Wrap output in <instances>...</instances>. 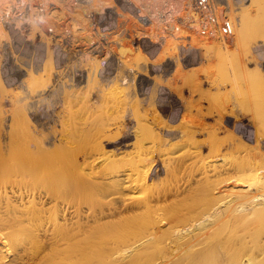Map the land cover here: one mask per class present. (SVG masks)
I'll list each match as a JSON object with an SVG mask.
<instances>
[{
    "label": "rangeland",
    "instance_id": "1",
    "mask_svg": "<svg viewBox=\"0 0 264 264\" xmlns=\"http://www.w3.org/2000/svg\"><path fill=\"white\" fill-rule=\"evenodd\" d=\"M48 1L42 0V3ZM191 1L186 11L190 16L193 10ZM247 1L214 0L213 4L228 2L229 5L224 8L223 14L215 11L213 34L210 31L196 32L189 48L182 53L176 41V45L167 49L165 46L161 50L151 46L148 53L123 45L119 49L124 56L120 77L118 75L108 81L98 74L105 54L73 49L72 56L68 57L56 52L53 35L61 30L58 23L64 15L55 0L52 1L56 16L53 19L39 20L34 17L29 30L19 21L20 35L27 32L25 36L12 33L6 22V37H9L0 42V187L6 185L9 174L13 175L10 178H15L25 170L38 187L58 188L67 184L69 190L73 188L74 195L68 200V216L70 212L73 215L75 205L82 206L84 215L98 214L102 209L113 207L120 199L116 194L115 200L111 191L101 188L100 180L104 181L116 165H126L131 152L144 150L145 156L149 154L146 157L149 166L152 169L155 167L153 174L160 171L159 186L165 191H175L176 187L183 190L184 187H191L198 175L201 178L203 175L193 166V162H201V158L212 167L209 169L217 166L221 170L232 166L231 170L236 175L233 180L218 185L220 191L214 190L217 197H228L229 189L235 194L246 193V189L242 191V188L248 184L249 189L254 190L259 182L245 179L248 178L246 171L249 164L256 160L258 168L263 166L257 172H264V26L259 25L257 20L253 27H243L244 4ZM216 20L224 23L221 28H216ZM35 25L38 29L33 27ZM84 36L89 39L88 33ZM5 43L12 44L13 54L3 53ZM51 52L55 62L53 70L48 65ZM79 60L90 68V72L85 82L71 83L70 67ZM130 72L135 77L139 73L144 76L136 84L135 79L129 76ZM172 147L175 148L172 150ZM186 154H190L191 157H188L191 159ZM109 155L116 159H103ZM118 159L119 162H115ZM174 163L184 167H175ZM89 164L98 166L97 170H92L95 167ZM167 165L170 169L173 166L179 168L173 169L177 176L172 170L168 178L162 179ZM92 171L100 173L92 174ZM87 172L91 178H88ZM255 172H250L248 176ZM260 175L262 178L264 173ZM56 184L60 185L57 187ZM196 184L192 186L194 190L197 186L195 191H189L190 194L187 191L185 195H189L182 196L184 201H177L176 207L180 205L175 207L177 212H191L195 206V209L205 208L206 200L202 198L206 199L208 195L201 188L202 183L198 182L199 186ZM199 190L205 192H201L204 196H200V205L195 200L199 199L196 197L200 195ZM191 197L192 200H189ZM59 220H62L61 216ZM100 229L97 233L91 231L95 232L90 233L92 236L88 234L90 243L100 244L93 241L97 237H105L104 229ZM96 234L97 237L94 236ZM90 237L96 239L90 241ZM4 248L9 249L8 246ZM157 248L148 250L142 260L145 264H166L163 262L167 260V249ZM16 254L9 249L3 264H14ZM95 259L92 263L102 264L100 258L99 261ZM104 261L108 262V259Z\"/></svg>",
    "mask_w": 264,
    "mask_h": 264
},
{
    "label": "bare ground",
    "instance_id": "2",
    "mask_svg": "<svg viewBox=\"0 0 264 264\" xmlns=\"http://www.w3.org/2000/svg\"><path fill=\"white\" fill-rule=\"evenodd\" d=\"M7 1L9 0H0V42L7 36V30H5L6 21L4 18V5ZM55 1L58 4L62 3L63 0ZM172 1L179 7L184 16L192 18V16L188 15L186 12L190 0ZM100 3L101 0H98L93 6L99 5ZM244 9L246 13L243 15V27H247L248 25L253 27L257 20H259V25L261 24L262 27L264 26V0H248L244 4ZM60 10L62 14L67 12L63 11V9ZM235 10L239 11V8L235 7ZM39 11L40 7L38 6L36 13ZM68 11H70L69 13L72 14L74 18L82 17V12L79 8L68 9ZM40 13L41 11L39 14ZM216 22L218 23L216 24V28H221L224 24L221 20L219 22L216 20ZM33 27L38 29L36 25ZM90 36L89 34V39ZM175 38H168L163 47L165 46L166 49L171 48L173 44H175ZM48 63L50 69H55L52 52L49 55ZM173 144L171 146H173ZM174 148L172 147V150ZM169 149L170 147H168V151H170ZM173 152H175V150ZM130 155L131 158L127 160L125 163L126 165L114 166L115 168L104 181L100 180V187L111 191L110 194L115 195L114 199L118 195L117 198H120L119 201H115L116 199L113 200L116 202L113 207L110 206L102 209L101 212L93 215H84L82 206L75 205L73 215L70 212V216H68V210L70 209V207H68V203H70L68 200L72 194L74 195V191L73 188L72 191L69 190L67 184L65 187L60 185V183L56 184L57 187L60 185L58 188L55 186V188L52 186L42 188L43 186L38 187V185L33 183L31 178L29 179L28 172H25V170L23 173L21 172L23 178L18 177V175L21 174L20 172L17 176L15 175V178H10L13 175L10 176L9 174L6 185L0 187V264H3L9 249L17 252V258L14 264H94L92 260L95 258L97 260L100 258L102 264H145L142 261L143 257L147 254L149 249L155 247L167 249V260L163 262L166 264H264V176L261 178L260 175H263L264 172L262 173L261 170V172H257V169L263 168V166L258 168V160L249 164L246 171L248 174L245 173L244 177L247 174L248 178L245 177L247 178L245 179L246 181L253 179V181L256 180L259 182L260 185L255 189L252 186L254 190L249 189V184L246 185V188L243 186L244 189L242 188V191L246 189V193L241 192L238 194H235L236 192L233 193L234 191L231 192L228 188L230 194H228V197L227 195L217 197L215 195L217 192L215 191V193L214 190L218 189V192L220 191L218 185L230 181L231 179L233 180L236 176L231 170L232 166L226 169L222 168L221 170L217 169V166H214L212 170L209 169L211 166L207 164V161L203 162L201 160L203 158L200 159L201 162H198L196 159L197 161L193 162V166L196 170H199L203 176L198 178V176H200L198 175V180L196 181L197 178H195V183L197 182L198 184L199 182L200 185L202 183L201 188L206 191V195H208L209 198L206 196V199L200 197L205 192L202 190L203 193L201 195L202 191L199 190L200 195H196L199 199L197 198L195 200H198V203L199 200L201 202L200 198L206 200V202H204L205 208L200 206L202 209H195L197 206H192V208L194 207V210H192L190 209V203H188L190 206L189 209L192 211L179 213L175 210L177 201L183 199L182 196H184L187 191L194 190L192 186L195 183L191 185V187L185 185L187 187H184L183 190H181L182 187L181 189L176 187V190L174 189L175 191L170 188H168L170 191H165L166 189L159 186V179L161 180V178H159L160 171H156L153 174L155 167L152 169L148 164L149 161L146 157L149 154L145 156L144 150H136L131 152L129 156ZM109 157L112 156L109 155L106 156V158H102L108 160ZM178 157L179 156H177V158ZM224 157L227 159L226 155ZM195 158H197V155ZM185 160H187V158ZM115 162H119V159ZM186 163H188V161ZM176 164L175 167L179 165L181 167L183 165L179 163L178 165ZM89 165L92 166V164ZM167 166L168 169L164 170L165 175L162 179H164V177L168 178L173 169L179 170V168H174V166L173 169H170L169 165ZM170 166L172 165L170 164ZM94 167L95 168H92V170H97L96 167L98 166L95 165ZM188 167L189 163L187 168ZM164 168L166 169V167ZM90 170H88L89 174L91 173ZM174 170L172 173H174ZM255 170L256 172L251 175L252 177H249L248 175L250 172L253 173ZM94 171H92V174L95 173ZM175 172L178 173V171ZM209 172L212 175H210ZM89 174L88 178H91L92 176L89 177ZM187 174L189 175V173ZM192 176H194L193 173ZM243 179L242 182H245ZM190 181L192 182V180ZM190 181L189 185L191 183ZM251 183L250 185H252ZM160 184H162L161 181ZM180 184H182V182ZM162 185H164V182ZM196 187L197 186H195V190ZM106 190L104 191L107 192ZM194 191L192 193H194ZM187 194L185 196H187ZM222 196H224V198H221ZM171 197L174 200H170ZM192 197L189 200H192ZM185 199H188V197H185ZM77 204L80 203L78 202ZM186 204L187 203H185V206ZM201 204H203V202ZM60 216L62 220H59ZM108 218L109 220H105ZM93 228H97V230ZM99 228H102L100 230L104 229L105 237L102 236V234L99 235L102 236V238L97 237L98 234H96L94 236L98 239L93 240L96 239L93 238V236L92 239L90 237V241L93 240L100 244H94L95 242L90 243L88 236L95 232L97 233ZM94 230L95 232H91ZM5 246H8L9 249L6 250L4 248ZM96 259L94 261H96ZM105 259H108V262L104 261Z\"/></svg>",
    "mask_w": 264,
    "mask_h": 264
},
{
    "label": "built area",
    "instance_id": "3",
    "mask_svg": "<svg viewBox=\"0 0 264 264\" xmlns=\"http://www.w3.org/2000/svg\"><path fill=\"white\" fill-rule=\"evenodd\" d=\"M52 1H7L4 5V18L9 30L20 35L19 21L29 30L34 17L39 20L56 17ZM97 1L63 0L58 3L59 9L67 12L58 23L61 24V30L56 31L53 38L56 52L60 55L70 57L73 49H86L93 51V54L105 53L103 65L98 69V74L104 81L118 75L120 77L119 70L124 63V56L119 49L123 45H131L148 53L149 47L161 49L168 38L176 37L182 53L189 48L196 32L210 31L213 34L212 19L216 15L215 11L223 14L224 8L229 5L228 2L213 4L214 0H192V18H188L172 0H101L99 5L93 6ZM38 6L41 8L40 14V11L36 13ZM75 8L81 10V18H74L69 13L68 9ZM51 30L53 32V28ZM86 33L91 35L89 40L84 36ZM26 34L27 32L20 36ZM2 51L13 54L12 44L5 43ZM89 72V67L84 66L80 60L77 61L70 67V82H85ZM128 74L135 79L136 84L144 76L143 73L136 74V77L133 72Z\"/></svg>",
    "mask_w": 264,
    "mask_h": 264
}]
</instances>
